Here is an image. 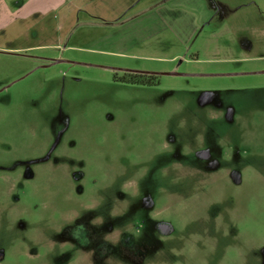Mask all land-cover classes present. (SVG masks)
<instances>
[{
  "label": "rangeland",
  "instance_id": "1",
  "mask_svg": "<svg viewBox=\"0 0 264 264\" xmlns=\"http://www.w3.org/2000/svg\"><path fill=\"white\" fill-rule=\"evenodd\" d=\"M203 1L162 40L0 30V264H264V0Z\"/></svg>",
  "mask_w": 264,
  "mask_h": 264
},
{
  "label": "crops",
  "instance_id": "2",
  "mask_svg": "<svg viewBox=\"0 0 264 264\" xmlns=\"http://www.w3.org/2000/svg\"><path fill=\"white\" fill-rule=\"evenodd\" d=\"M12 1L15 0H0V30L19 18L29 20L36 14L45 17L55 11L61 14L59 29L62 30L68 27L69 20L83 12L102 17L107 24L123 25L132 33L149 32L148 37L162 40L164 34L190 30L198 23L206 22L208 13L203 0H25L20 5L12 4ZM4 17L8 22H4ZM120 17L123 20H119ZM41 21L38 19L37 23ZM33 25L32 31L41 28L44 32L50 28L44 23Z\"/></svg>",
  "mask_w": 264,
  "mask_h": 264
},
{
  "label": "flooded vegetation",
  "instance_id": "3",
  "mask_svg": "<svg viewBox=\"0 0 264 264\" xmlns=\"http://www.w3.org/2000/svg\"><path fill=\"white\" fill-rule=\"evenodd\" d=\"M158 79V75L155 73H149V72H132V71H126L125 77L123 78V82L130 81L132 83H144V84H150L148 82H152V84H156ZM118 80V79H116ZM151 85V84H150ZM207 155V153H204Z\"/></svg>",
  "mask_w": 264,
  "mask_h": 264
},
{
  "label": "water",
  "instance_id": "4",
  "mask_svg": "<svg viewBox=\"0 0 264 264\" xmlns=\"http://www.w3.org/2000/svg\"><path fill=\"white\" fill-rule=\"evenodd\" d=\"M155 73V72H154ZM167 74H178V75H189L190 73H184V72H176V71H173V72H166Z\"/></svg>",
  "mask_w": 264,
  "mask_h": 264
},
{
  "label": "trees",
  "instance_id": "5",
  "mask_svg": "<svg viewBox=\"0 0 264 264\" xmlns=\"http://www.w3.org/2000/svg\"><path fill=\"white\" fill-rule=\"evenodd\" d=\"M152 82H154V81L152 80ZM152 82H148V83L152 84Z\"/></svg>",
  "mask_w": 264,
  "mask_h": 264
}]
</instances>
